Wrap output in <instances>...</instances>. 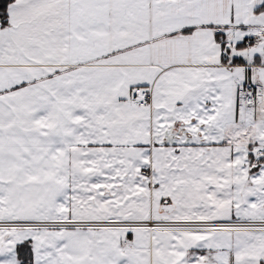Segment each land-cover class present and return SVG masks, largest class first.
Segmentation results:
<instances>
[{"label":"snow or ice","instance_id":"1","mask_svg":"<svg viewBox=\"0 0 264 264\" xmlns=\"http://www.w3.org/2000/svg\"><path fill=\"white\" fill-rule=\"evenodd\" d=\"M0 264H264V0H0Z\"/></svg>","mask_w":264,"mask_h":264}]
</instances>
